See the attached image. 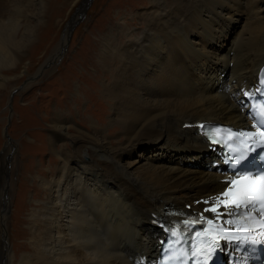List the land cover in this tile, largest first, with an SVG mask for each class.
Returning <instances> with one entry per match:
<instances>
[{"label": "bare ground", "instance_id": "bare-ground-1", "mask_svg": "<svg viewBox=\"0 0 264 264\" xmlns=\"http://www.w3.org/2000/svg\"><path fill=\"white\" fill-rule=\"evenodd\" d=\"M35 3L43 8L45 1L25 0L23 9L31 30L28 20ZM146 4L130 15L137 25L117 22L99 37L98 47L92 46L93 68L85 75L93 81L89 92L83 90L92 113L80 112L84 96L76 86L74 112L64 105L53 108L45 134L33 133L44 138L43 148L52 158L44 170L27 172L36 194L14 211L16 226H25L18 230L26 240L18 243L25 247L18 254L9 243L10 201L3 182L0 264H154L163 234L149 226L155 225L153 217L163 215L166 206L201 210L225 187L222 179L228 173L217 170L221 162L216 153L212 160L205 154L212 150L199 125L248 123L242 89L256 87L253 82L264 61V0ZM2 12L0 63L13 69L27 46L16 44L30 34L20 42L19 17L4 18ZM238 13L244 15L243 23L229 46L220 55L214 53L210 45ZM58 56L53 53L36 74ZM7 79L0 75V87ZM40 148L37 143L29 150ZM168 148L177 154L166 158ZM181 152L204 156L208 165L187 167ZM22 212L24 219L19 217Z\"/></svg>", "mask_w": 264, "mask_h": 264}, {"label": "rangeland", "instance_id": "rangeland-1", "mask_svg": "<svg viewBox=\"0 0 264 264\" xmlns=\"http://www.w3.org/2000/svg\"><path fill=\"white\" fill-rule=\"evenodd\" d=\"M44 1L43 8H40L36 3L33 6V13L28 20L33 28L31 30L26 25L27 21L23 19L25 0H0V11L4 10L5 13L2 12L4 18L8 14L19 17L17 39L21 42L30 34V39L26 38L20 44H16L19 48L23 44L27 45L26 54L21 63L13 69H9L5 62L4 65L0 63V75L8 78L0 87V193L2 196L3 191L8 188L10 202L6 216L10 235L9 243L16 254L25 249L18 243L26 244V240L19 238L18 230L19 228L20 230L24 229L25 226L24 224L21 227L16 226L14 211L16 207L20 206L19 204H26L36 194L34 182L31 181L27 172L44 170L48 160L52 158L48 149L43 148L46 144L44 138H36L34 134H45L47 129L45 122L53 108L64 105L65 108H70L71 113L74 112L73 103L76 97L74 98L72 94L75 93L76 86L84 96L81 98L80 106L77 105L80 112L92 113L89 112L92 110V103L89 95L84 91L91 90L89 84L93 81L91 77L85 75L86 72L90 73L93 68V47H98L99 37L117 22L126 21L128 25H137L135 20H130V15L132 12L146 7V2L148 3V0H90L83 16L71 31L69 41L63 51L62 46L64 38L67 39L65 34L69 21L73 15H76L82 0ZM243 17L244 15L241 13L236 14L230 28L220 38L212 42L210 49L214 53L220 55L229 46L232 36L243 23ZM56 52L59 53L58 59L52 63L50 61V65L36 74L38 68ZM215 66L221 68L219 64H215ZM82 82L86 84H82ZM38 140L39 142H37ZM37 143L42 148L33 153L29 147H37ZM149 145L156 146V144ZM157 145L159 146L160 142ZM168 149L165 151L166 158L177 154L175 150ZM24 151H26V156H24ZM204 152L207 156L210 155L211 160L216 153L213 150ZM192 154L191 152H181V155L185 157L187 167L201 168L208 165L203 159L204 156L199 157V155ZM23 173L26 175L24 179L21 176ZM20 180L25 184L20 186ZM3 182H6L7 186L2 190ZM20 199L21 201H19ZM23 199L25 203L22 201ZM165 205L174 204L166 203ZM19 217L26 218L25 212L20 213ZM149 226L160 232L157 226L153 224H149ZM16 235H18L17 238ZM1 261L0 258V263Z\"/></svg>", "mask_w": 264, "mask_h": 264}, {"label": "snow or ice", "instance_id": "snow-or-ice-1", "mask_svg": "<svg viewBox=\"0 0 264 264\" xmlns=\"http://www.w3.org/2000/svg\"><path fill=\"white\" fill-rule=\"evenodd\" d=\"M261 118H264V109L261 110ZM203 127V126H201ZM216 132H219L220 129H216ZM239 136L249 135L246 133L238 134ZM259 136L264 138V130L259 132ZM255 140H253V143ZM244 148L247 149L248 152H251L253 149L249 145H244ZM234 153H237L232 157L237 164H241L244 160H246L247 155L245 151H242L240 148L232 149ZM239 180L246 181V183L242 184L239 190L235 193V199H233L230 203H225L224 207L228 208H243L246 210V219H252L251 213H256L257 217L264 215V175H260L258 177L250 178L247 174H242ZM239 180H233L231 183L238 184ZM223 196L227 197L228 193H224ZM259 205V208L257 206ZM213 212H216L218 215V210L216 208L211 209ZM209 223H212L209 221ZM260 229L264 232V221L260 222ZM244 229L241 228V231ZM169 231H173L169 229ZM178 231H173V236H178ZM222 239H227L229 241L239 240L241 244L246 239H250L245 236H234L231 234L223 233L222 229L217 230V237L212 240H207L206 243L211 245L213 251L219 247V242ZM257 243L259 241H253ZM192 255L196 257L198 260V264H207L209 260L212 259V253L209 252L207 254H201L199 250L193 251Z\"/></svg>", "mask_w": 264, "mask_h": 264}, {"label": "water", "instance_id": "water-1", "mask_svg": "<svg viewBox=\"0 0 264 264\" xmlns=\"http://www.w3.org/2000/svg\"><path fill=\"white\" fill-rule=\"evenodd\" d=\"M89 3H90V0H86V1L82 2V9H80L81 7H78V9H77L78 11H77L76 14H78V16H74L73 15L71 17V20L69 21V25H68V30L66 32L67 33V39H66L65 43L63 44V48H64L63 51L65 50L66 45H67V43L69 41V37L71 35V31L73 30V28L77 24V22L80 20V18L83 16V14H84L86 8L88 7ZM206 144H208V143L206 142ZM212 145H213L212 143L209 144V146L211 147V150H212V148H214Z\"/></svg>", "mask_w": 264, "mask_h": 264}]
</instances>
